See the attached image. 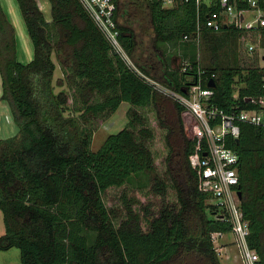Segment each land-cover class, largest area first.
I'll return each instance as SVG.
<instances>
[{
	"label": "trees",
	"instance_id": "16d2710c",
	"mask_svg": "<svg viewBox=\"0 0 264 264\" xmlns=\"http://www.w3.org/2000/svg\"><path fill=\"white\" fill-rule=\"evenodd\" d=\"M50 1L52 19L47 20L37 0H18L34 45L33 59L22 63L0 0L2 98L19 126L18 134L0 139V210L6 228L0 249L18 247L21 264H223L212 234L229 233L232 224L198 188L190 161L198 140L185 130L186 108L150 79L187 94L200 80L209 87L216 73L214 104L228 113L255 108L248 98L264 94V67L240 62L243 30L204 28L200 44L186 40L197 27L194 4L179 0L165 7L162 0H147L158 42L179 47L183 59L176 69L167 65L159 78L135 60L132 28L119 24V39L136 67L113 49L80 0ZM54 54L64 74L56 85ZM56 86L70 91L57 93ZM125 101L130 103L126 126L93 149L95 127L87 122L111 116ZM150 113L166 130L165 177L149 144L156 136ZM237 123L239 137L226 135L225 143L239 154L249 245L260 256L257 264H264V125ZM176 156L180 167L173 171ZM110 188H123L120 219L104 198ZM129 188L165 199L171 189L175 200L157 215L150 207L142 215Z\"/></svg>",
	"mask_w": 264,
	"mask_h": 264
},
{
	"label": "built area",
	"instance_id": "2783aa9c",
	"mask_svg": "<svg viewBox=\"0 0 264 264\" xmlns=\"http://www.w3.org/2000/svg\"><path fill=\"white\" fill-rule=\"evenodd\" d=\"M111 43L113 49L132 67H136L130 54L124 49L119 39L118 8L119 0H80ZM179 0H162L165 7H170ZM192 2L197 10V27L193 34L186 35V40H202L203 29L220 32L225 27H239L243 30L242 41L249 53L257 51L253 39L264 28V0H181ZM263 41V40H262ZM264 44V42H263ZM264 55V54H263ZM206 70H201V74ZM214 79L216 73H211ZM155 87L181 103L190 114L189 135L198 140L196 151L190 155V161L198 175V188L210 194L211 203L220 211L221 219L232 224L233 243L238 249L243 264H257L258 252L250 247V221L245 217L239 197V154L225 143L226 135L239 137L238 121H247L255 125H264V94L249 97L255 105L253 109L226 112L211 101L213 87H202V81L192 85L187 94H181L165 87L160 82L150 79ZM264 87V72L262 75ZM206 141V147L203 141ZM201 152V150H203ZM210 202V201H209ZM226 233L214 232L213 242L219 241ZM222 248V247H221Z\"/></svg>",
	"mask_w": 264,
	"mask_h": 264
},
{
	"label": "rangeland",
	"instance_id": "374dc122",
	"mask_svg": "<svg viewBox=\"0 0 264 264\" xmlns=\"http://www.w3.org/2000/svg\"><path fill=\"white\" fill-rule=\"evenodd\" d=\"M40 8L44 12L47 20L52 19V3L50 0H37ZM3 11L13 27V32L15 36V49L17 54V59L22 63H28L34 57V45L30 34L28 32L27 25L25 23L24 15L20 8L18 0H1ZM120 15L118 14L119 23L128 24L134 31L139 41L138 50L134 54L136 61L142 63L150 56L156 57L154 52H156L155 44V33L152 24L151 12L148 7L146 0H119ZM261 36L257 35L253 41L257 45V51L249 53L246 50L244 42L239 41V56L240 62L245 65H252L254 61H258L260 56L264 54V38L260 39ZM263 40V41H262ZM204 59V54L202 53ZM54 60L56 61L58 67L54 76V84H57L58 79L64 76L62 71V65L60 63L59 57L54 54ZM260 61V60H259ZM140 63V64H141ZM264 63V62H262ZM66 88V87H65ZM56 86L55 91L58 93L62 90L69 93V89ZM163 93V92H162ZM3 87H2V75L0 70V139L8 138L18 134L19 126L15 122L14 115L12 112L11 105L9 102L2 98ZM165 96L175 100L170 95L163 93ZM129 102H123L118 110L107 118H95L87 125L95 127V133L93 135L92 148L97 150L106 137L111 134L118 132L124 128L127 124V109L129 108ZM148 124L152 126L155 130V138L149 142L154 154L155 161L157 165L158 173L165 176L167 175L168 162L166 157L168 155V149L165 144L164 135L166 130L161 127L156 120L153 113L148 114ZM182 118L185 124V130L187 134H190L188 130V125L191 123V116L185 110L182 113ZM193 120V119H192ZM180 158L176 156L173 160L172 169L177 170L180 167ZM147 189V188H146ZM127 192L132 196L140 200L138 204L135 205L137 210L144 215L146 207H150L152 214L157 215L163 206L168 202L171 203L175 200V195L173 190H169L167 199L155 195L150 192V190H135L129 188ZM123 193V188H110L104 195L105 201L110 208H115L119 213L118 218L120 219L124 215V206L121 202V195ZM212 202L211 200H209ZM144 228L147 225L143 224ZM6 231L3 213L0 210V235L4 234ZM234 239L231 232L226 233L219 241L215 242L217 251L219 252L220 259L223 264H243L238 249L236 246L232 248H222L225 240ZM231 244V243H230ZM0 264H21V251L18 247H11L8 250L0 249Z\"/></svg>",
	"mask_w": 264,
	"mask_h": 264
},
{
	"label": "crops",
	"instance_id": "0c3cea01",
	"mask_svg": "<svg viewBox=\"0 0 264 264\" xmlns=\"http://www.w3.org/2000/svg\"><path fill=\"white\" fill-rule=\"evenodd\" d=\"M118 14L120 15L119 10H118ZM152 24H153V22H152ZM121 25H124L126 27H130L128 24H124V23H122ZM153 27H154V25H153ZM134 32H135L136 45H135L133 54H135L136 50H138V47H139V41H138V38L136 35V31H134ZM154 33H155V30H154ZM157 39H158L157 34L155 33L154 47H155L156 52H154V54L156 55V57L154 58V57L150 56L146 59V61H144V62L142 61V63L140 61V63L143 65H146V67H148V69L153 74H155L157 77L162 78L165 74L166 69H167V65H169L168 68L176 69L182 64L183 59H182V55H181L182 53H181V50L179 49V47H175L172 44H170L169 42H166V43L165 42L164 43L158 42ZM259 60L254 61L255 63H252V65L255 64V65H259L261 67H264V63H262V62H264V55L263 54L260 56ZM208 63L210 64V61H208ZM225 241L226 242H224L222 248H225V249L228 248L229 249V248H232L235 246L233 243V239H227Z\"/></svg>",
	"mask_w": 264,
	"mask_h": 264
},
{
	"label": "water",
	"instance_id": "95a60500",
	"mask_svg": "<svg viewBox=\"0 0 264 264\" xmlns=\"http://www.w3.org/2000/svg\"><path fill=\"white\" fill-rule=\"evenodd\" d=\"M208 86H209V87H215V86H216V81H215V79H213V78L210 79L209 82H208ZM238 194H239V197L242 198L243 193H242V190H241V189H239Z\"/></svg>",
	"mask_w": 264,
	"mask_h": 264
}]
</instances>
